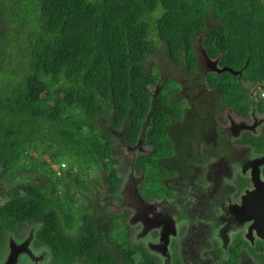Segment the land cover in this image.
I'll return each mask as SVG.
<instances>
[{
    "label": "flooded vegetation",
    "instance_id": "af4514ba",
    "mask_svg": "<svg viewBox=\"0 0 264 264\" xmlns=\"http://www.w3.org/2000/svg\"><path fill=\"white\" fill-rule=\"evenodd\" d=\"M257 3L249 33L236 35H249L247 47L254 42L264 60V0ZM210 21L225 24L212 15ZM3 33L0 18V40ZM198 42L204 45L201 36ZM170 59L180 65L176 76H167L166 64L156 68L136 134L123 123L100 121L117 164L125 154L118 182L90 176L85 191L63 199L61 188L75 180L63 175L58 192L72 204L53 227L38 217L13 223L0 216V264H264V77L243 76L245 64L234 69L219 60L224 72L236 75L226 82L238 86L237 94H225L208 77L223 72H208L199 61L188 66L183 51ZM35 173L39 178L28 184L42 182L44 175ZM11 189L0 190V206ZM71 224L75 230L64 232ZM51 231L70 244L52 241Z\"/></svg>",
    "mask_w": 264,
    "mask_h": 264
},
{
    "label": "trees",
    "instance_id": "16d2710c",
    "mask_svg": "<svg viewBox=\"0 0 264 264\" xmlns=\"http://www.w3.org/2000/svg\"><path fill=\"white\" fill-rule=\"evenodd\" d=\"M257 1L0 0L5 31L0 40V180L36 164L44 176L51 171L53 186L47 192L42 179L12 188L11 199L0 206L1 221L35 216L50 227L58 221V182L53 178L59 175L45 170L50 165L45 157L37 165L32 154L37 147L51 161L68 153L88 165L101 164L112 183L118 182L112 139L100 121L111 120L115 127L123 123L136 134L150 87L158 80L157 69L144 64L155 50L151 36L166 44L173 60L185 52L190 67L198 61L195 43L201 36L208 53L221 57V65L236 69L245 64L243 76L263 78L264 60L254 42L247 47L249 35H236L249 33ZM208 14L225 24L211 25ZM224 71L208 77L222 93L237 94L238 86L226 82L236 75ZM76 167L64 176L79 178L81 166ZM49 238L70 244L52 231Z\"/></svg>",
    "mask_w": 264,
    "mask_h": 264
},
{
    "label": "rangeland",
    "instance_id": "374dc122",
    "mask_svg": "<svg viewBox=\"0 0 264 264\" xmlns=\"http://www.w3.org/2000/svg\"><path fill=\"white\" fill-rule=\"evenodd\" d=\"M259 10H258V14H259ZM262 23H264V21H260ZM151 39H153V42L155 43V50L150 52L147 56V59L145 61V67L150 70V69H154V68H158V67H161L163 69V67L165 66L166 64V73H167V76H170L171 72H173V74L171 76H176V66H178V68L180 67L179 64H174L172 61H171V57H169L168 53H167V50L164 49L166 44L163 43V42H158L154 36H151ZM262 42H264V38L262 40ZM206 48L204 47L203 44H201L200 42L197 43V46H196V52H197V55H198V61L199 59H202V55H203V52H206L205 51ZM163 54H166L167 58L165 59V61L162 60V58L160 57V55ZM201 62V61H199ZM181 63V62H180ZM213 63V62H212ZM8 67V65L6 66ZM5 71L3 72V77H5ZM119 133V131H118ZM47 145L50 144V142H47L46 143ZM40 152V148L37 147L36 149L33 150V155L35 157V160L37 162V165L39 163V161H41L44 157L46 158V160L49 162V166L45 167V170H48L49 169H54L55 171H57V174L59 175L58 177H55L53 178V180L57 181L58 182V190H59V184H63L64 182H59L58 179L62 178V176L64 175V173L66 172L67 169H71L73 168V170L76 172V169H77V165L81 166V169L79 171V174L80 177L77 178L78 176H76V174H72V175H68V176H65L66 178V181L70 178H73L75 180H73V186L70 187V189H62L61 187V190H63L65 196L62 194V198L64 199L65 198H71L73 197L74 195H76L78 193V191H85L86 188H85V181L86 179H89L90 176H93V178L95 179V177H99V180L103 177V175H107L108 172L106 171V169L104 168L103 165L101 164H98V165H88L84 159H78L77 156H72L71 154H68V153H59L57 154V156L53 157L52 158V161L50 160L51 159V156L49 155V153L47 152H43L44 154H40L38 153ZM124 157H125V154L124 152L122 151V156L119 158V162L117 164V169L119 170V172H123L124 168H125V164L126 162L124 161ZM36 165V164H35ZM34 165V168L30 167L29 169L25 170V171H19V174H15V171L14 170V175L15 176H12V175H6L5 176V179L4 176L1 178L2 181H0V190H8V189H11L14 187L15 184H28V183H33L35 180H37L39 178L38 174L35 173V171L38 173H42V171L40 169H37ZM84 170V171H83ZM52 174L51 171H49L46 175H48V177H51L52 178ZM14 177L15 180H14ZM47 176H44L43 179L45 180V189L47 190V192L51 193L52 189H53V186H51V184L48 182V178H46ZM91 181V180H89ZM84 185V187L82 186ZM93 187L95 189V185L93 183ZM57 190V191H58ZM11 191V190H10ZM59 193V192H58ZM56 201H57V205L59 204V210L57 211V219L59 220L63 214H66L65 211L66 209H68L69 205H71L72 203H67L64 202V201H61V196H60V193H59V197L56 198ZM56 207V206H55ZM60 213V214H59ZM61 216V217H60ZM35 216H30L29 219H32V220H35L34 219ZM41 220V219H40ZM42 221V220H41ZM44 222V221H42ZM80 222H81V218H80ZM75 228L74 226L71 224L69 225V229H65L64 232H72L74 231ZM55 234H57L55 232Z\"/></svg>",
    "mask_w": 264,
    "mask_h": 264
},
{
    "label": "water",
    "instance_id": "95a60500",
    "mask_svg": "<svg viewBox=\"0 0 264 264\" xmlns=\"http://www.w3.org/2000/svg\"><path fill=\"white\" fill-rule=\"evenodd\" d=\"M199 61H201V63H203V64H206V67H205V65H204V67L206 68V70L208 72L217 70L219 73H222L224 70H227L228 69V68H220L219 67V65L217 63L219 61V58L212 59L208 55H206V59H199ZM212 62H215V64H217L213 69L212 68H209V64L212 63Z\"/></svg>",
    "mask_w": 264,
    "mask_h": 264
},
{
    "label": "built area",
    "instance_id": "2783aa9c",
    "mask_svg": "<svg viewBox=\"0 0 264 264\" xmlns=\"http://www.w3.org/2000/svg\"><path fill=\"white\" fill-rule=\"evenodd\" d=\"M260 95L264 99V88L260 91Z\"/></svg>",
    "mask_w": 264,
    "mask_h": 264
},
{
    "label": "clouds",
    "instance_id": "9594fccd",
    "mask_svg": "<svg viewBox=\"0 0 264 264\" xmlns=\"http://www.w3.org/2000/svg\"><path fill=\"white\" fill-rule=\"evenodd\" d=\"M48 178V177H47ZM5 179V178H4ZM3 180V179H2ZM2 180H0V181H2ZM48 180H49V182H50V179L48 178Z\"/></svg>",
    "mask_w": 264,
    "mask_h": 264
}]
</instances>
